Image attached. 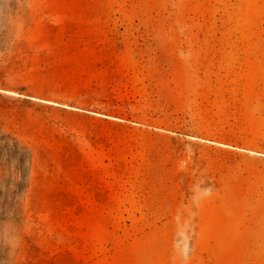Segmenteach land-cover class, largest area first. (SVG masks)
<instances>
[{"label":"rangeland","instance_id":"rangeland-1","mask_svg":"<svg viewBox=\"0 0 264 264\" xmlns=\"http://www.w3.org/2000/svg\"><path fill=\"white\" fill-rule=\"evenodd\" d=\"M0 264H264V0H0Z\"/></svg>","mask_w":264,"mask_h":264}]
</instances>
